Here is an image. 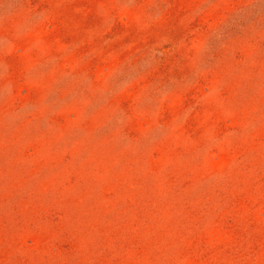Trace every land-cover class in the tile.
Returning a JSON list of instances; mask_svg holds the SVG:
<instances>
[{"label":"rangeland","instance_id":"obj_1","mask_svg":"<svg viewBox=\"0 0 264 264\" xmlns=\"http://www.w3.org/2000/svg\"><path fill=\"white\" fill-rule=\"evenodd\" d=\"M0 264H264V0H0Z\"/></svg>","mask_w":264,"mask_h":264}]
</instances>
